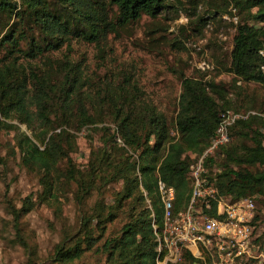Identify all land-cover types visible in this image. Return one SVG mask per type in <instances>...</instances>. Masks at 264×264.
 <instances>
[{
	"label": "rangeland",
	"instance_id": "rangeland-1",
	"mask_svg": "<svg viewBox=\"0 0 264 264\" xmlns=\"http://www.w3.org/2000/svg\"><path fill=\"white\" fill-rule=\"evenodd\" d=\"M50 1L53 6L59 7L55 0ZM232 8L237 14L236 22L224 17L231 14ZM108 18H113L111 12ZM242 22L256 26L263 24L249 18L247 9L236 5L235 0H167V6L156 15L142 13L137 20L121 25L111 21L112 27L108 26L106 35L98 41L71 37L65 42L58 41L56 47L44 50L42 55L32 56L18 49L26 47V40H21L19 44L4 39L10 28L16 31L22 29V22L16 20L12 13H2L0 61L10 59L29 77L32 68L42 72L50 68L52 63L56 67L70 60L85 80L83 90L89 96L85 103L91 108L90 112L94 113L96 121L78 129L61 125L75 135V145L69 151L71 164L65 158L59 160L58 170L54 172L57 180L55 196L37 200L42 190V171L22 164L15 145V135L17 131H24L41 145L40 140L36 139L39 129L36 123L27 126L13 111L6 118L0 115V119L5 121L4 125H0V264H25L28 259V248L18 239L8 209L10 203L19 206L22 198L29 193L37 201L21 217L20 230L34 251L35 259L49 263L55 245L79 233L84 227V217L94 215L100 209L104 212L109 209L112 215L103 221L97 222L94 218L91 223L86 222L87 229H93V235L98 236L91 248L65 264H114L104 246L105 240L119 235L122 224L136 210L143 207L151 209L146 191L140 185L132 196L117 201V192L122 187L118 170L125 166L127 157L134 159L139 166L152 155L157 157L155 163L158 165L168 141L178 137L174 120L183 76L215 83L221 93L212 92L222 107L264 108V82L241 81L231 70L233 36L237 25ZM32 33L36 37L37 29ZM203 59L213 67H199ZM58 78L57 75L55 79ZM26 83L29 89L30 84ZM111 94L120 104L123 97L133 100L136 109L150 105L164 118L168 128L167 139L157 142L152 135L147 143V151L151 155L140 153L141 147L134 150L126 144L118 145L111 138V133L117 127L114 107L109 102ZM258 121L262 124L261 119L258 118ZM55 124L53 127L58 130L60 125L55 127ZM107 126L110 128L109 134L102 146ZM251 146L250 138L239 136L231 130L230 141L224 147L223 155L218 157L216 163L208 165L205 176L215 185L217 199L226 201L230 196L218 189L217 174L225 168L224 162L237 167L233 160L224 159L225 149L238 148L242 152ZM245 166L253 171L258 170L255 164ZM135 171L139 178L138 167ZM89 175L90 188L84 191L82 184L89 179ZM246 195L252 196L255 207L249 220L252 232L248 251L243 253L242 260L246 261L245 264H260L264 260V191L254 190ZM202 202L198 199L196 205L201 206L199 204ZM213 257L209 253L202 254V258L196 257L198 261L194 263L211 264ZM182 259L170 262L179 264Z\"/></svg>",
	"mask_w": 264,
	"mask_h": 264
},
{
	"label": "trees",
	"instance_id": "trees-1",
	"mask_svg": "<svg viewBox=\"0 0 264 264\" xmlns=\"http://www.w3.org/2000/svg\"><path fill=\"white\" fill-rule=\"evenodd\" d=\"M50 2V0H0V16L4 12H9L14 14L16 20L22 22V29L16 31L10 28L4 39L19 44L21 40H26V47L18 48L20 51L30 53L28 55L32 56L42 55L44 50L56 47L58 41L65 42L71 37L98 41L106 35L108 26L112 27L111 21L113 24L121 25L137 20L142 13L156 15L167 6V0H55L59 7L53 6ZM235 4L240 8H246L249 18L263 24L256 26L242 22L237 25L230 50L231 70L241 81L264 82V72L259 69L257 53L258 48L264 47V0H235ZM252 7L255 9L251 10ZM110 12L113 15L111 20L108 18ZM14 21L15 19L12 23ZM35 29L36 37L32 33ZM57 75L59 78L55 79ZM26 81L30 84L29 89ZM84 83L85 80L78 72V68L70 60L56 67L52 63L50 68L42 72L32 68L29 77H26V74L20 71V67L10 59L0 61V115L6 118L13 111L27 126H34L36 123L39 129L36 139L40 140L42 146L24 131H17L15 135V145L22 164L37 167L42 171L40 177L42 190L37 200L55 196L57 180L54 172L58 170L59 160L65 158L68 164H71L69 151L75 145V135L61 125L78 129L96 121L94 113L90 112L91 108L85 103L89 96L83 90ZM216 87L213 82L206 83L201 78L183 76L174 120L178 137L168 141L166 151L158 165L155 163L157 157L147 151V143L152 135L156 137L157 142L167 139L168 128L164 118L150 105L136 109L133 100L123 97L120 104L113 99L112 94L110 95L109 102L113 104L117 122L111 138L118 145L126 144L134 150L141 147L140 153L151 155L149 160L144 158L145 162L139 166L134 159L127 157L125 166L118 170L122 187L117 192V201L132 196L140 185L146 191L151 209L143 207L136 210L122 224L119 235L105 240L104 246L114 264H157L158 240L155 229L161 230L164 222V207L157 187L158 179L173 185L175 189L173 213L176 214L185 208L189 203L192 189L190 165L208 146L219 122V113L223 110L249 109L222 107L212 92L221 93ZM258 118L252 115L238 119L231 128L239 136L252 140V146L248 150L244 148L240 152L238 148L225 149L224 159L226 157L233 160L237 167L228 166L223 161L226 166L217 174L218 189L229 194L232 199L254 190L264 191V120L259 118L262 120L260 124ZM4 124L5 121L0 119V125ZM54 124L55 127L60 125V128L55 130ZM109 129V126L105 128L107 132L103 136L102 146L106 142ZM91 152H94L93 148ZM191 153L196 155L192 157ZM210 163H216L213 157L205 159L207 170ZM250 164L257 165L258 170L253 171L245 166ZM137 167L140 171L139 178L135 171ZM89 185L90 175L82 184V190L86 191L90 188ZM141 198L144 199L142 194ZM37 200L29 193L22 198L19 206L10 203L8 209L18 239L28 248V259L25 264H65L78 258L86 249L91 248L98 237L94 236L93 229H87L86 225L94 218L100 222L112 215L111 210L104 212L100 209L95 211L94 215L84 217L82 220L84 227L79 233L72 239L68 236L58 242L49 257V263H45L35 259L34 251L20 230L21 217L34 207ZM199 205L209 215L221 216L216 213L217 200L211 199L210 208L206 207L204 202ZM195 261L198 259L189 250L184 249L183 259L179 264H195ZM164 264L178 263L168 261Z\"/></svg>",
	"mask_w": 264,
	"mask_h": 264
},
{
	"label": "built area",
	"instance_id": "built-area-1",
	"mask_svg": "<svg viewBox=\"0 0 264 264\" xmlns=\"http://www.w3.org/2000/svg\"><path fill=\"white\" fill-rule=\"evenodd\" d=\"M230 21H237L235 8L226 16ZM259 56V69L264 72V47L257 50ZM202 69L212 68L213 65L206 59L198 64ZM258 116L264 120V108H249L247 110H223L219 113L220 119L214 133L210 137L208 146L198 155L190 165L192 180L191 197L188 205L173 213L175 189L173 185L166 184L158 179L157 187L164 207V222L161 230L155 229L158 244L156 263L163 264L168 261L178 262L183 257V250H189L195 257L202 258V254L209 253L211 264H245L243 253L248 251L247 245L252 226L249 220L255 207L250 195L240 196L236 199L222 200L216 198V187L204 175L207 172L205 159L213 157L215 161L223 155L224 147L229 143L231 128L236 120L249 116ZM196 154L191 153L194 157ZM217 200L216 213L219 217L209 215L196 201L201 199L205 206L211 207V199ZM167 249L168 252H164ZM262 264V261L260 262Z\"/></svg>",
	"mask_w": 264,
	"mask_h": 264
}]
</instances>
